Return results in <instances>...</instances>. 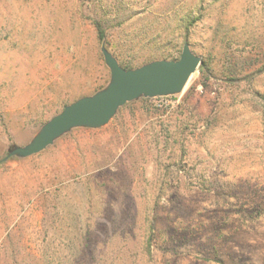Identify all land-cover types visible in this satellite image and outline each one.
<instances>
[{
  "label": "rangeland",
  "instance_id": "obj_1",
  "mask_svg": "<svg viewBox=\"0 0 264 264\" xmlns=\"http://www.w3.org/2000/svg\"><path fill=\"white\" fill-rule=\"evenodd\" d=\"M185 42L181 91L6 157L108 84L102 46ZM0 161V264H264V0H0Z\"/></svg>",
  "mask_w": 264,
  "mask_h": 264
},
{
  "label": "water",
  "instance_id": "obj_2",
  "mask_svg": "<svg viewBox=\"0 0 264 264\" xmlns=\"http://www.w3.org/2000/svg\"><path fill=\"white\" fill-rule=\"evenodd\" d=\"M101 52L110 73L108 84L90 96L65 105L41 126L28 144L13 148L6 157L35 154L73 126L102 125L118 107L141 95L151 97L179 92L201 64L200 57L191 52L186 42L176 60H154L129 69L119 65L103 46Z\"/></svg>",
  "mask_w": 264,
  "mask_h": 264
},
{
  "label": "trees",
  "instance_id": "obj_3",
  "mask_svg": "<svg viewBox=\"0 0 264 264\" xmlns=\"http://www.w3.org/2000/svg\"><path fill=\"white\" fill-rule=\"evenodd\" d=\"M94 26L97 30V38H98L99 43H101V44L104 43V45H108L105 29L103 28L101 23L94 21ZM112 54L116 57L119 65H121L125 69H129V68L134 67V61L132 59H127L126 57H124L122 55V53H117V52L115 53L113 51ZM200 67L201 66H199V68ZM1 164H2V161H0V165Z\"/></svg>",
  "mask_w": 264,
  "mask_h": 264
}]
</instances>
